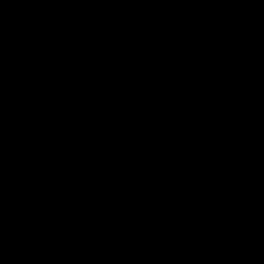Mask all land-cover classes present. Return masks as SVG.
Listing matches in <instances>:
<instances>
[{
	"label": "trees",
	"instance_id": "obj_1",
	"mask_svg": "<svg viewBox=\"0 0 264 264\" xmlns=\"http://www.w3.org/2000/svg\"><path fill=\"white\" fill-rule=\"evenodd\" d=\"M67 6L86 15L79 50L105 49L82 78L49 35ZM263 53L264 0H0V154L18 173L0 233L42 264H264Z\"/></svg>",
	"mask_w": 264,
	"mask_h": 264
},
{
	"label": "rangeland",
	"instance_id": "obj_2",
	"mask_svg": "<svg viewBox=\"0 0 264 264\" xmlns=\"http://www.w3.org/2000/svg\"><path fill=\"white\" fill-rule=\"evenodd\" d=\"M38 6H40V3H38ZM41 22V16L35 15L31 21H30V28L33 29L34 27H37ZM86 23V15L81 11H76L72 6H67L65 9L64 16L60 18L50 29L49 35L50 37L58 43L61 41L64 42L66 45L72 44V40L75 41L80 38V35L82 33L79 32L80 27H84ZM68 30L70 32H68ZM162 32H171L175 30V24L170 23L167 24L164 28L161 29ZM38 58H41L38 57ZM39 60V59H38ZM53 60H55L53 58ZM155 57L151 55L148 60H146L147 66H152L154 64ZM108 68L111 69L114 62L115 57L112 56L106 60ZM25 143H27L29 150L38 156H43L47 152L46 147H37L29 138L25 137ZM88 158L92 159H98L100 157V154L96 152H91L87 154ZM10 162L6 161L4 159H0V169L4 165H8ZM5 171V168L3 169ZM4 174V173H3ZM0 176H3L4 181H8L12 179L11 176L8 175H2L0 170ZM2 182H0L1 184ZM182 216L180 215H171L167 218L165 221H161L157 225V229L160 233L166 234L170 230L174 229L181 221ZM16 230V229H15ZM14 230L7 231L4 233H0V264H24L23 260L20 258L21 254H31L32 256H36L40 259L39 255L35 252H27L20 248L17 245V241L15 239L16 233L13 232ZM17 232V230H16ZM186 264H222L220 261L209 258L206 255L200 254L195 255L194 257H187L181 260L176 261H182ZM41 264L42 260L40 259ZM175 261V260H174ZM172 262V261H171ZM169 262V263H171ZM165 263V264H169Z\"/></svg>",
	"mask_w": 264,
	"mask_h": 264
},
{
	"label": "water",
	"instance_id": "obj_3",
	"mask_svg": "<svg viewBox=\"0 0 264 264\" xmlns=\"http://www.w3.org/2000/svg\"><path fill=\"white\" fill-rule=\"evenodd\" d=\"M60 45V49L67 51L69 56H73L76 60L78 59L77 61L80 60L74 69V74L77 78H82L85 72L88 71L86 65L91 64L93 54L98 51L104 52L103 50H105L104 48H100V46L94 48L92 47V44L85 45L82 50H79L77 43L74 42L70 45H66L63 41H61ZM251 70L259 90L264 95V53L252 62Z\"/></svg>",
	"mask_w": 264,
	"mask_h": 264
},
{
	"label": "clouds",
	"instance_id": "obj_4",
	"mask_svg": "<svg viewBox=\"0 0 264 264\" xmlns=\"http://www.w3.org/2000/svg\"><path fill=\"white\" fill-rule=\"evenodd\" d=\"M244 22H245V9H241V26L244 25ZM233 59H230L229 60V70H228V73L226 74L225 76V90L228 88V85H229V82L233 79V63H234V58L236 56V45L234 44L233 46ZM223 103V101H222ZM211 147V146H210ZM207 175H208V167H206L203 171V173L201 174V179L199 181L200 183V197L199 199L196 201V207L194 208L195 209V218L193 220V224L195 225L197 223V220H198V214L200 212V209H201V202H202V199L206 200V192H205V183H206V179H207ZM192 242V233L190 232L188 234V237L186 239V242H185V250L187 251L189 245L191 244Z\"/></svg>",
	"mask_w": 264,
	"mask_h": 264
},
{
	"label": "bare ground",
	"instance_id": "obj_5",
	"mask_svg": "<svg viewBox=\"0 0 264 264\" xmlns=\"http://www.w3.org/2000/svg\"><path fill=\"white\" fill-rule=\"evenodd\" d=\"M13 232L16 233V230H14ZM0 242H1V240H0ZM20 256H21L20 258L23 260L24 264H41L40 259L36 256H32L31 254L23 253ZM169 264H186V263L184 262V260H182V261H172Z\"/></svg>",
	"mask_w": 264,
	"mask_h": 264
},
{
	"label": "flooded vegetation",
	"instance_id": "obj_6",
	"mask_svg": "<svg viewBox=\"0 0 264 264\" xmlns=\"http://www.w3.org/2000/svg\"><path fill=\"white\" fill-rule=\"evenodd\" d=\"M5 153H1L0 154V159L2 158V155H4ZM8 161V160H6ZM5 168V171H3V169ZM2 175H8L11 176L13 179L18 178V173L15 171L13 164L9 163L8 165H4L3 167L0 169ZM4 173V174H3ZM3 176H0V182H3Z\"/></svg>",
	"mask_w": 264,
	"mask_h": 264
}]
</instances>
